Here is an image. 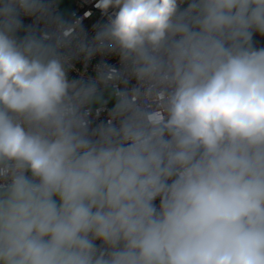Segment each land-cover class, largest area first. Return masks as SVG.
Wrapping results in <instances>:
<instances>
[{
    "label": "clouds",
    "instance_id": "obj_1",
    "mask_svg": "<svg viewBox=\"0 0 264 264\" xmlns=\"http://www.w3.org/2000/svg\"><path fill=\"white\" fill-rule=\"evenodd\" d=\"M54 3L0 0V264H264V0H97L90 43Z\"/></svg>",
    "mask_w": 264,
    "mask_h": 264
},
{
    "label": "built area",
    "instance_id": "obj_2",
    "mask_svg": "<svg viewBox=\"0 0 264 264\" xmlns=\"http://www.w3.org/2000/svg\"><path fill=\"white\" fill-rule=\"evenodd\" d=\"M97 0H74L73 5L66 17H62L60 14V8L55 0L54 14L62 17L66 23L78 22L79 29L86 38L87 42H91L96 33L108 23L110 16L114 10L110 9L107 14L101 12L95 5ZM22 22L25 26H33L37 35L42 34L44 31H53L54 26L48 25L45 21H37L35 17L21 16ZM19 32L26 33L23 29ZM254 47H264V36L259 33H255L253 36ZM73 67L68 72L69 80H77L82 82H89L96 79V74L103 65H110L116 68L118 71H122V65L118 55L113 54H101L96 53L90 59L85 60L83 56H79L73 59ZM125 82H119L117 87L123 90L127 87L129 90L136 84L135 79L127 78ZM106 89H101L102 93ZM115 97L110 102L107 98L103 99V103L100 105L87 106L88 120L90 130L96 129L101 125H106L111 119L110 110L114 107ZM159 204V200L156 201ZM100 244L99 241L96 242Z\"/></svg>",
    "mask_w": 264,
    "mask_h": 264
},
{
    "label": "rangeland",
    "instance_id": "obj_3",
    "mask_svg": "<svg viewBox=\"0 0 264 264\" xmlns=\"http://www.w3.org/2000/svg\"><path fill=\"white\" fill-rule=\"evenodd\" d=\"M74 0H56L59 8H60V14L64 18L69 13V11L72 8ZM102 101L103 99L107 98L108 101H112L114 99V96L112 95L111 89L108 88L102 93ZM92 105H100V104H92Z\"/></svg>",
    "mask_w": 264,
    "mask_h": 264
},
{
    "label": "crops",
    "instance_id": "obj_4",
    "mask_svg": "<svg viewBox=\"0 0 264 264\" xmlns=\"http://www.w3.org/2000/svg\"><path fill=\"white\" fill-rule=\"evenodd\" d=\"M25 34H26V33L18 32V33H17V36H18V38H23V36H24Z\"/></svg>",
    "mask_w": 264,
    "mask_h": 264
}]
</instances>
